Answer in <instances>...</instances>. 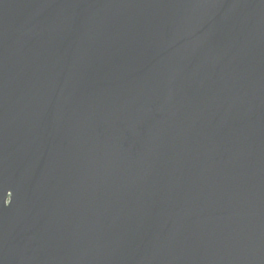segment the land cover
<instances>
[{"label": "water", "instance_id": "95a60500", "mask_svg": "<svg viewBox=\"0 0 264 264\" xmlns=\"http://www.w3.org/2000/svg\"><path fill=\"white\" fill-rule=\"evenodd\" d=\"M0 264H264V0H0Z\"/></svg>", "mask_w": 264, "mask_h": 264}]
</instances>
